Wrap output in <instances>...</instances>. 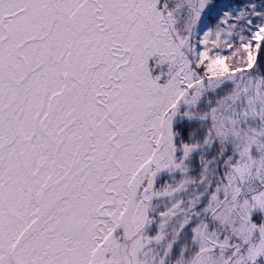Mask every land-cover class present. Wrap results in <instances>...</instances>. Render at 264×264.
<instances>
[{"label":"snow or ice","instance_id":"obj_1","mask_svg":"<svg viewBox=\"0 0 264 264\" xmlns=\"http://www.w3.org/2000/svg\"><path fill=\"white\" fill-rule=\"evenodd\" d=\"M0 264H264V0H0Z\"/></svg>","mask_w":264,"mask_h":264}]
</instances>
